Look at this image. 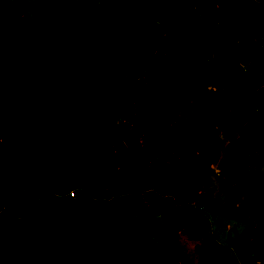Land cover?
I'll return each mask as SVG.
<instances>
[{
    "label": "rangeland",
    "instance_id": "obj_1",
    "mask_svg": "<svg viewBox=\"0 0 264 264\" xmlns=\"http://www.w3.org/2000/svg\"><path fill=\"white\" fill-rule=\"evenodd\" d=\"M2 1L0 27L16 21L56 26L70 10L89 6L101 16L135 13L149 22L200 26L207 39L198 46L171 25L123 51L117 68L124 99L102 115L104 144L119 161V194L102 201L129 206L132 221L154 240V260L176 261L167 245L173 218L191 264H264V148L243 139L250 121L244 109H236L242 94L225 61L238 66L248 105L257 114L264 108V34L239 31L223 42L215 37L239 20L264 23V0H234L229 8H222L225 0ZM15 43V36L5 37L7 50ZM3 72L0 67V77ZM158 73L179 89L190 87V93L163 107L145 88ZM230 144L241 149L237 163L227 159ZM16 174L10 151L0 145V223L25 207V186ZM52 200L77 207L95 202L82 191ZM42 208L34 214L38 225L43 216L52 217Z\"/></svg>",
    "mask_w": 264,
    "mask_h": 264
},
{
    "label": "trees",
    "instance_id": "obj_2",
    "mask_svg": "<svg viewBox=\"0 0 264 264\" xmlns=\"http://www.w3.org/2000/svg\"><path fill=\"white\" fill-rule=\"evenodd\" d=\"M233 2L225 0L222 8ZM171 25L192 45L207 39L196 22H149L135 13L101 16L90 6L70 10L56 26L16 21L0 27V142L10 151L13 177L25 186L23 211L0 223V264H191L177 242L180 227L173 218L167 245L176 261L154 260V240L132 221L129 206L102 201L119 194V161L104 144L102 120L108 107L124 99L117 66L126 48L163 35ZM239 31L263 35L264 23L239 20L215 37L223 42ZM8 34L16 37L11 50L4 45ZM225 61L242 94L236 109H244L250 121L243 139L264 148V108L253 112L238 66ZM145 88L163 107L191 89H179L159 73L146 80ZM226 155L229 163H237L241 149L230 144ZM78 191L95 200L92 207L52 200ZM39 206L52 217L43 216L38 225Z\"/></svg>",
    "mask_w": 264,
    "mask_h": 264
},
{
    "label": "water",
    "instance_id": "obj_3",
    "mask_svg": "<svg viewBox=\"0 0 264 264\" xmlns=\"http://www.w3.org/2000/svg\"><path fill=\"white\" fill-rule=\"evenodd\" d=\"M0 143H1V142H0ZM0 145L3 147V144H2V143H1Z\"/></svg>",
    "mask_w": 264,
    "mask_h": 264
}]
</instances>
